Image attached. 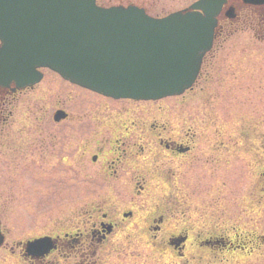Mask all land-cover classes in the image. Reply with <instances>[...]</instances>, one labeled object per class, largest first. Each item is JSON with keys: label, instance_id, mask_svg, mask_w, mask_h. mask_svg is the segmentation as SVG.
Instances as JSON below:
<instances>
[{"label": "flooded vegetation", "instance_id": "1", "mask_svg": "<svg viewBox=\"0 0 264 264\" xmlns=\"http://www.w3.org/2000/svg\"><path fill=\"white\" fill-rule=\"evenodd\" d=\"M240 9L247 14L243 19L236 16ZM246 19L252 35L264 38V8L226 0L217 18L220 28L201 60L200 72L225 28ZM44 73L50 72L44 70L43 78ZM41 82L21 91L0 88V139L3 124L12 116V103ZM194 87L180 96L163 99L175 100L167 107L160 105L163 100H112L80 89L90 99L111 106L76 109L73 114L56 108L50 114V123L60 125L56 126L63 131L60 134L44 136L41 130L34 131L35 127L18 131L17 136L22 134L28 140L11 152L16 164L31 155L42 154V159L56 154L69 157L73 185L79 187L78 183L84 182L86 189L74 191L78 200L61 203L70 215L54 230L42 234L51 240V248L42 257L25 253L24 245L30 237L12 242L13 248L4 242L2 249L12 264H103L109 260L112 264H238L253 257L255 248H264L263 234H255L252 212L255 181L248 180L241 193L239 182L229 180L237 177L240 150L250 157L241 159L249 177H255V151L248 145L249 134L255 133L254 118L240 124L236 117V126L226 127L232 134L228 136L220 131V125L206 127L203 110L183 113L184 105L176 103L179 99L187 102L183 99ZM144 104L151 106L144 108ZM56 110L66 116L54 122ZM213 115L219 120L223 111L216 110ZM64 125L68 126L62 128ZM67 129L70 131L64 132ZM207 135L211 141L206 142ZM228 137H233L232 142ZM260 143L259 151H264V141ZM60 149L65 150L59 153ZM256 175L260 183L264 172ZM154 182L156 189H150ZM259 188L258 195H264V182ZM0 234L6 241L1 226Z\"/></svg>", "mask_w": 264, "mask_h": 264}, {"label": "water", "instance_id": "2", "mask_svg": "<svg viewBox=\"0 0 264 264\" xmlns=\"http://www.w3.org/2000/svg\"><path fill=\"white\" fill-rule=\"evenodd\" d=\"M240 1L264 6V0ZM225 2L198 0L156 19L135 6L101 8L95 0H0V88L32 87L42 77L38 69H48L112 99L180 95L198 75ZM61 117L57 112L54 119ZM46 241L27 242L26 254L42 256L50 249Z\"/></svg>", "mask_w": 264, "mask_h": 264}, {"label": "rangeland", "instance_id": "3", "mask_svg": "<svg viewBox=\"0 0 264 264\" xmlns=\"http://www.w3.org/2000/svg\"><path fill=\"white\" fill-rule=\"evenodd\" d=\"M192 1L194 0H98L101 6L134 4L143 8L152 17H162L184 9ZM236 16L237 19H243L247 14L240 9L236 11ZM247 20L235 21L225 28L215 43L196 86L186 94L188 97L183 99L187 102L176 99V103L179 106L184 105L183 113L203 110L207 119L206 127L220 125L222 126L220 131L224 132V136L232 135L231 130L226 132L228 130L226 127H235L236 117L240 124H245L254 118L255 133L249 134L248 145H253L255 151L253 153L256 161L255 177L253 180L249 177L246 163L244 161L243 164L242 161V159L249 160L250 157L242 155L243 151L240 150L237 177H231L229 180L239 182L241 193L246 190L248 180L255 181L256 201L252 209L256 226L255 234L264 236V195H258L259 186L263 184L264 178L259 183V177L256 175L264 172V151H259L260 141H264V124L262 123L264 122L262 112L264 111V45L249 42L250 35L246 30ZM44 74L41 84L35 90L25 93L12 103L10 108L13 110L12 116L3 124L5 127L3 137L0 139V223L2 230L6 233L5 243L9 244L6 246L8 248H13L14 241L41 236L54 230L60 221L70 215L69 209L64 208V210L62 208L64 204L61 203L66 200H78L77 193L74 191H80V188L86 189L84 182H79V187L73 185L70 178L72 176H70L69 157L62 158L60 154L58 156L56 154L47 155L42 159V154L31 155L24 160L18 159L19 164H16L11 152L16 147L25 146L22 142L28 140L23 138L22 134L17 136L16 133L27 128L30 131L35 127L34 131L41 130L44 136H51L55 132L60 134L59 132H63L58 128L60 125L50 123V114L56 108H62L69 114H73L76 109L90 111L107 109V105L111 106L100 104L103 102L100 99H90L80 89L57 80L50 73ZM250 95L254 97V100L248 98L251 97ZM191 98L192 101H188ZM174 101L163 100L160 105L163 107L166 104L165 107H167ZM119 104L127 105L125 102ZM147 105L151 106L144 104V108ZM216 110L223 111L219 120L213 115ZM66 126L68 125L62 128ZM68 131L70 130H64V132ZM233 135L235 136V133ZM208 141H211L209 137L206 142ZM62 150L65 149H60L59 153ZM250 152L252 151L249 150ZM243 165L244 171H242ZM150 185V189H156L155 182ZM2 250H0V264H12V259L7 257L4 249ZM139 252L140 249L133 254L136 256ZM255 252L257 253L253 257L238 264H264V248L259 246L255 248ZM138 259L144 262L143 257ZM112 263V260H109L103 264Z\"/></svg>", "mask_w": 264, "mask_h": 264}]
</instances>
